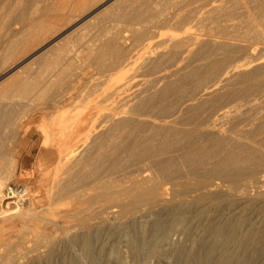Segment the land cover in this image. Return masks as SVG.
<instances>
[{"label":"bare ground","instance_id":"6f19581e","mask_svg":"<svg viewBox=\"0 0 264 264\" xmlns=\"http://www.w3.org/2000/svg\"><path fill=\"white\" fill-rule=\"evenodd\" d=\"M71 1L28 17L35 0H0V72L11 76L0 85V264H126L121 239L134 254L193 229L185 263L264 264V176L242 182L264 168V56L234 57L264 45V0H74L54 41L94 15L122 22L138 44L181 12L161 50L139 59L153 78L137 88L117 72L130 65L123 29L80 42L81 56L46 51L52 42L29 53L67 22L60 7ZM87 67L102 82L71 97L63 86ZM49 68L54 82L42 79ZM35 150L33 181L10 188Z\"/></svg>","mask_w":264,"mask_h":264},{"label":"rangeland","instance_id":"374dc122","mask_svg":"<svg viewBox=\"0 0 264 264\" xmlns=\"http://www.w3.org/2000/svg\"><path fill=\"white\" fill-rule=\"evenodd\" d=\"M36 2L33 3L31 9L29 12H27V16L28 17H36V16H39L41 13V10L42 8L44 7V5L46 6L47 4L50 5L52 3L55 4V5H61L62 2L64 0H56L57 2H54L53 0H45V3H44V0H35ZM50 1V2H49ZM102 1H106V0H100V2ZM120 1V0H118ZM47 2V3H46ZM59 2V3H58ZM74 0L71 1V3H65V5L61 8H63L65 11H63L61 16L65 17L64 19L68 22L66 23H63L62 27H60L59 29H56L55 32H54V36H50L49 38L47 37L45 39L44 42H42V44H39V46H36L35 49L31 50L29 53H33L36 49H38L41 45H45L47 43H50L52 42L48 48H46V51H50L51 53H55V50L58 51V49H61L63 46H65L66 48H68V56H81L79 54V51H80V47L82 44L81 43H90V42H96L97 39H100L101 37H103L104 35L106 36H111L113 35V33L115 34L116 32H119V31H124V35H126L127 37V41H126V47L128 48V56H129V59H128V63L130 64L129 66L127 67H120L118 69L117 72H121L122 73V77H123V80L127 81L128 83L131 84L132 87H134L136 85V88L137 87H141V85L143 86V82L145 80H148L149 78H153V75H145L141 72V70L139 69L140 68V62H142L141 60L148 54L150 53H153V52H156L161 50L162 46H161V43L162 41L164 40H167L168 37L170 35H174L175 34V25H174V22H175V19L173 18H176L177 15L181 14L180 11L175 12L174 10H170L169 12L167 11V16L169 17L170 16V20L169 22L165 23V24H160V26L158 28H154L152 29L151 31L153 33L150 34L149 37H145L142 41L138 42V44H136L137 42H134L129 36V33L126 29V26L125 24H123L122 22H119L117 23V21H113L112 20H105L103 22H99L98 19H92V17L94 16H91V18L85 20L84 22L80 23L77 27L78 28H75L74 30H72L71 32L63 35L61 38L57 39L54 41V39L59 36L60 34H62L68 27V25L71 23V21H73L72 17H69L71 15V13H73V10H74ZM195 3H192L190 2V4H192L190 6V4L186 5V7H184L182 10L186 11L188 9H192L194 7H197L200 2H196V1H193ZM50 3V4H49ZM61 3V4H60ZM35 4V5H34ZM73 4V5H72ZM108 6L111 5V2L109 4H107ZM106 5V6H107ZM105 6V7H106ZM107 6V7H108ZM105 7L101 8L98 12L96 13H101V11H103V9H105ZM106 7V8H107ZM67 9V10H66ZM110 9V10H109ZM107 9V14L109 13V11L111 13H114V8H109ZM112 9V10H111ZM39 10V11H38ZM32 11V13H31ZM175 12V13H174ZM180 12V13H179ZM95 13V14H96ZM170 13V14H169ZM79 14V13H77ZM171 14L173 15H176V16H172ZM69 15V16H68ZM59 16V15H58ZM70 19V21L67 19ZM56 18V19H55ZM174 20H172V19ZM46 19V20H44ZM48 19V20H47ZM57 19L58 17L57 16H53V19L52 17L49 18V17H44L43 20L44 21H48L50 20L51 23H54V24H57ZM54 21V22H53ZM111 21V22H109ZM49 22V23H50ZM172 22V23H171ZM19 23V24H18ZM16 23L15 27L17 29H20L22 27V23L21 22H18ZM67 25V27H66ZM84 25V26H83ZM88 25V26H87ZM106 25V26H105ZM108 25V26H107ZM112 26V27H111ZM121 27V28H120ZM64 28V29H63ZM86 28V29H85ZM102 28V29H101ZM113 28V29H112ZM172 28V29H171ZM209 28V27H208ZM104 29V30H103ZM119 29V30H118ZM199 27H193L190 31H192L193 33L196 31V33L199 31ZM59 30V31H58ZM102 30V31H101ZM202 30V28L200 29ZM115 31V32H114ZM110 32V33H109ZM57 33V34H56ZM82 33V34H81ZM109 33V34H108ZM78 34V35H77ZM78 36V37H77ZM97 36V39L94 40ZM52 37V38H51ZM77 37V38H76ZM81 37V38H80ZM94 39H92V38ZM80 38V39H78ZM82 39V40H81ZM85 39V40H84ZM92 39V40H90ZM47 40V41H46ZM75 40V41H74ZM78 40V41H77ZM54 41V42H53ZM62 41V43L60 42ZM73 41V42H72ZM84 41V42H83ZM81 42V43H80ZM72 43V44H71ZM133 43V44H132ZM58 44V45H57ZM63 44V45H62ZM134 46V47H131L130 46ZM56 45V46H55ZM160 45V46H159ZM159 46V47H158ZM133 48V49H132ZM157 48V49H156ZM262 48V49H261ZM56 53L59 54V51ZM75 51V52H74ZM150 51V52H149ZM153 51V52H152ZM73 52L76 54H73ZM148 53V54H147ZM248 53V54H247ZM246 54H238L237 56H234V57H238L239 60H244L245 59V56H246V59H249V58H255V57H260L261 54L262 56H264V45H254ZM250 53V54H249ZM50 55V54H49ZM145 55V56H144ZM241 55V56H240ZM248 55V56H247ZM1 56V55H0ZM131 56V57H130ZM255 56V57H254ZM133 57V58H132ZM240 57V58H239ZM242 58V59H241ZM141 59V60H139ZM80 62V63H79ZM76 65L78 66V68H81L83 69V67H81L83 65V63H81V61H75ZM82 64V65H81ZM127 64V63H126ZM8 69V68H7ZM50 70H55V72L53 73L52 71ZM58 69H53V68H49L46 73L44 72L42 74V79H46L47 80H50V82H54V80L56 81L57 78H56V75L58 74L57 72ZM48 71H50L48 73ZM53 74H52V73ZM81 72V73H80ZM89 74H88V73ZM96 72V73H94ZM13 72H11L12 74ZM15 73V72H14ZM51 73V75L53 76H49ZM80 73V77L76 80L75 82L69 84V85H66V86H63V88L65 90H67V92L69 93L68 95H70L71 97H73L74 93H77L78 89L81 90L84 86H88V87H92L91 85L94 86V84L96 83L97 85L99 83H101L102 81H100L101 79V75H99L100 79H98L99 77L96 76L97 74V71H94V69L90 68V67H87L85 68L84 70L82 71H79ZM87 76H86V75ZM49 77H48V76ZM143 75V76H142ZM46 78H45V77ZM55 76V77H54ZM84 76V78H83ZM91 78H89V77ZM94 76V77H93ZM10 74H8L6 72V70L4 71H1L0 72V85L4 84L8 79H9ZM58 77V75H57ZM82 77V79H81ZM88 78V79H87ZM93 78V79H92ZM97 78V79H96ZM103 78V77H102ZM53 79V80H52ZM84 79L86 81H84ZM91 79V80H90ZM97 82H95L96 80ZM52 80V81H51ZM103 80V79H101ZM3 81V82H2ZM94 81V82H93ZM77 82V83H76ZM89 82V83H88ZM124 82V81H123ZM80 83V84H79ZM92 83V84H91ZM89 84V85H88ZM95 84V85H96ZM74 88V89H73ZM76 95V94H75ZM69 105L71 104V102L68 103ZM75 105V103L72 104V106ZM71 108V107H70ZM31 127H35V129H37V125L35 123H32L31 124ZM27 139V137H25ZM23 139L22 141L18 140V142H16L17 144V149H20L24 143V141L26 139ZM37 143V137L33 136L31 139H28V146L27 148L25 149L24 151V154L27 152L29 146L31 144H36ZM35 152V153H34ZM33 153H32V156L30 157L29 159V167L23 171L21 174H17L12 180L11 182H9V187L12 188V189H17L19 190L20 188H22V186H28V184L30 185V183L33 181V176H34V172H33V168H34V160H33V155H35L37 153V150H35ZM23 154V156H24ZM21 159V158H20ZM22 175V176H21ZM21 176V177H20ZM262 176H264V168L261 169L255 176H252L251 178H244V180L242 181L243 183H250L251 185H254L258 179H260ZM245 181V182H244ZM125 184H121V183H116V188L114 189L115 191H120L122 187H124ZM169 183L166 184L165 188L166 187H169ZM169 189V188H167ZM113 198H116V199H121V194L120 193H117L115 195H113ZM240 209L237 208L235 210H223L222 212H220V216L223 217V218H226V217H229V216H232V214H234V216H238L240 211ZM237 212V213H236ZM213 214V213H212ZM228 214V215H227ZM213 215H217V214H213ZM219 217V216H218ZM250 217L251 218H254L255 217V214L252 213L250 214ZM192 230V234L190 236V239L187 238L185 235H182V234H177L174 238H176V247L175 246H172L171 248L167 247V246H163L161 248H155V244H156V240L154 238H149L148 241H147V244L145 247H138V250L132 254L129 250V245L124 241V239H121V245L120 247H122V251H123V254H124V257L125 258H122L123 260L125 259L126 261V264H195V262H189V263H185V255L186 252L189 250V245H190V241L191 239L194 238V236H196L198 234V230L196 229ZM195 232V233H193ZM132 235H133V238L135 240H137V242H139L141 240V236L138 232V229H134L132 231ZM4 239V238H3ZM0 240V241H3ZM126 243V244H125ZM181 245H180V244ZM127 245V246H126ZM2 248V249H1ZM0 248V255L4 254L5 252V249L4 247H1ZM124 248V249H123ZM166 248V249H165ZM127 254V255H126ZM128 256V257H127ZM122 257V256H121ZM169 257V258H168ZM1 264H8V262L6 260H3L1 262Z\"/></svg>","mask_w":264,"mask_h":264}]
</instances>
